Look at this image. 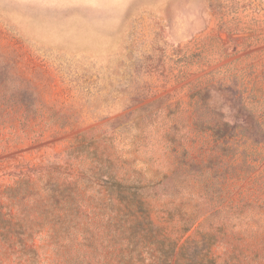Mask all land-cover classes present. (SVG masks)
Listing matches in <instances>:
<instances>
[{
    "label": "rangeland",
    "instance_id": "374dc122",
    "mask_svg": "<svg viewBox=\"0 0 264 264\" xmlns=\"http://www.w3.org/2000/svg\"><path fill=\"white\" fill-rule=\"evenodd\" d=\"M108 120L157 225L264 264V0H0V192ZM0 264L36 263L0 240Z\"/></svg>",
    "mask_w": 264,
    "mask_h": 264
},
{
    "label": "trees",
    "instance_id": "16d2710c",
    "mask_svg": "<svg viewBox=\"0 0 264 264\" xmlns=\"http://www.w3.org/2000/svg\"><path fill=\"white\" fill-rule=\"evenodd\" d=\"M141 108L115 119L126 123ZM117 126L108 120L79 132L57 160L26 167L0 192L6 201L0 203V240L18 259L36 264L212 260L205 238L179 242L151 218L147 199L161 195V181L128 180L110 171V159L97 152L95 143L111 140ZM195 220L184 221L182 230Z\"/></svg>",
    "mask_w": 264,
    "mask_h": 264
}]
</instances>
